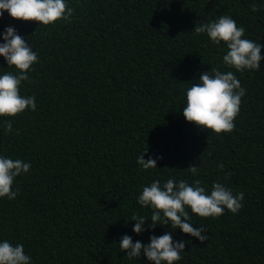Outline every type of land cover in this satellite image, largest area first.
I'll list each match as a JSON object with an SVG mask.
<instances>
[{"label": "trees", "instance_id": "1", "mask_svg": "<svg viewBox=\"0 0 264 264\" xmlns=\"http://www.w3.org/2000/svg\"><path fill=\"white\" fill-rule=\"evenodd\" d=\"M67 8V21L49 25L0 16V32L14 27L38 56L20 86L36 111L0 118V155L31 165L12 185L15 199L0 198V239L22 244L33 264H151L143 251L125 256L120 237L147 244L170 232L185 241L177 264H264V56L259 69L235 72L222 63L223 42L193 32L227 15L264 42V0H67ZM212 70L233 71L246 89L228 133L182 115L186 89ZM16 71L0 57V73ZM144 152L160 157L157 168L138 165ZM168 179L243 188V206L207 218L188 210L193 227L207 229L203 242L170 224L133 233L132 215L151 217L137 203L143 187Z\"/></svg>", "mask_w": 264, "mask_h": 264}, {"label": "clouds", "instance_id": "2", "mask_svg": "<svg viewBox=\"0 0 264 264\" xmlns=\"http://www.w3.org/2000/svg\"><path fill=\"white\" fill-rule=\"evenodd\" d=\"M255 4L252 11H257ZM7 12L11 18L22 21H36L39 25L53 24L59 20L67 21L72 10L67 8V0H0V16ZM193 32L196 35L206 34L214 45L224 43L227 51L222 56V63L235 72L259 69L264 56V42L245 38V29L238 26L230 16H220L215 21L197 24ZM0 57H3L8 67L17 71L0 73V118L15 117L25 110L36 111L34 96H22L20 86L29 79L28 73L38 62L37 53L18 34L12 26H7L0 32ZM240 81L233 71L212 70L202 73L198 83H190L184 94L182 115L187 122L216 134L231 132L234 120L239 113L241 99L245 95ZM5 130L12 132L10 120L4 121ZM146 152V151H145ZM137 158L142 169L157 168L156 161L160 157L144 154ZM31 165L22 159H13L0 155V198L15 199L18 190H13L15 179L26 174ZM223 169V164L218 165ZM193 176L198 175V166H189ZM245 189L229 186L223 181H217L210 189L202 186L200 180L189 184L185 180L168 179L161 183L153 181L143 187L137 197V203L151 210L150 219L144 216L132 215L135 221L132 232L141 233L154 229L157 225H171L174 233L179 229L199 241L208 240L207 229L193 227L189 222V213L199 217H219L226 208L238 211L244 202ZM150 225L145 227V221ZM185 241L173 240L172 233L150 235L149 242L143 244L127 234L120 237L119 249L126 252L130 260L139 258L141 252L151 264H177L184 252ZM0 264H33L32 257L27 255L22 244L12 245L7 239H0Z\"/></svg>", "mask_w": 264, "mask_h": 264}]
</instances>
